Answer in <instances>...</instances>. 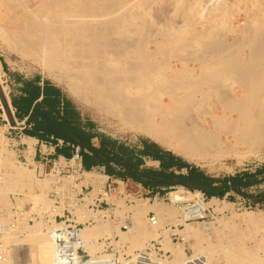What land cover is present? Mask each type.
I'll list each match as a JSON object with an SVG mask.
<instances>
[{
  "label": "bare ground",
  "instance_id": "1",
  "mask_svg": "<svg viewBox=\"0 0 264 264\" xmlns=\"http://www.w3.org/2000/svg\"><path fill=\"white\" fill-rule=\"evenodd\" d=\"M146 1L44 0L38 13L33 14L29 5H26L23 0H0V17H2L0 19V34L8 48L17 51L18 54L26 58H33L36 62L55 68L57 70L55 74L65 78L68 87L92 106L116 117L123 126L141 127L153 134L162 144L174 149L179 155L214 159L221 155L220 147L223 144L221 137L224 134L244 138L256 131H261L260 125L264 121V52L261 49V42L264 44V27L259 26L258 29L255 26L257 30L255 29L254 38L249 45H245V40L241 39H237L238 42H233L237 45V50L245 49L246 46L249 48L248 50L252 51L253 60L250 58L249 63L241 62L244 59L237 54V56L228 58L223 57L210 65L201 63L199 64L200 68L188 67L184 63H186L187 55L192 51V48L199 45L201 47L204 38L216 41V32L219 30L216 32L213 31L214 29L210 30L212 25L208 23L205 32L199 33L197 29L198 33L193 32V25H196L195 17L192 20L194 24L191 25V31L186 28V24L169 27L170 29L165 32L155 30L154 33L161 37L162 41L156 43V47L152 44L157 39L154 42L148 39L155 48L150 49L147 45L149 43L148 34L151 32L148 29L149 26L147 27L145 23V25L141 23L134 25V19L130 15V11L139 5L140 7L145 6L144 16H146V5H149V3L146 4ZM220 1L222 4L218 10L210 11L211 7H204L203 15L200 18L209 20L214 16L220 17L223 13L219 10L226 0ZM211 5L214 6L215 3ZM19 8L28 12L27 19L18 14ZM181 10L180 18L184 17L185 11L187 13L193 11L194 14L196 7ZM193 14H191L192 16L188 15L185 19L188 22L191 21V18L195 16ZM225 18L226 21H230V24L234 21L231 17L229 20L227 17ZM221 19L219 18V22L224 20ZM196 23L198 24V21ZM215 23L217 25L218 20ZM218 26H221V23ZM232 27L234 26H231V29ZM229 31L231 32V30ZM222 34L224 35V33ZM153 38L154 36H152ZM225 41L223 39L224 43ZM217 42L219 43V41ZM220 42L222 41L220 40ZM223 46L226 45L223 44ZM212 47L210 48L216 49L217 46ZM158 57L162 59H158ZM171 57L178 58L182 67H173L170 62ZM215 57L213 56V58ZM198 71L200 74L197 73ZM183 75L187 77H183ZM229 75L235 77H233V81L235 80L234 83L238 85L237 90H228L230 93L225 91L227 85L229 87L230 84L231 88L233 84H227ZM2 76L3 72L0 67V85L3 82ZM261 93L263 94L261 95ZM216 105L219 106V109H215ZM209 107H213V110H210ZM261 132L264 133V131ZM30 149L32 150V146ZM62 161L65 159L62 158ZM23 171L24 166L18 167L15 170L17 177L13 178L4 173L0 178V189L4 184L9 183L11 191L16 192V189L20 187ZM26 172L24 176L30 173L26 174ZM52 175L56 178L55 190L57 191L65 190L63 183L66 179L71 177L76 180L81 176L72 174L61 179L54 173ZM85 175L88 179L80 184H75L74 188L80 190L84 184L88 183L97 189V193L101 192L106 195L103 188L100 189L106 180L104 175L88 173ZM199 197H202L200 193L190 192L184 187H179L176 192L168 194L174 210H157V225L153 226L155 234L149 231L147 226L149 211L156 210L148 199L138 201L132 208V224L128 227V232H123L115 227L114 231L109 232V226L101 223H97L91 228L90 226L82 228L79 235L85 240L86 249L92 255V260L84 264H99L97 262L106 257L99 256L97 258L95 255L96 251L92 244L97 237H105L110 233L114 242L119 243L116 240V237H119L120 241L128 242L132 250L141 248L144 251L147 246L144 243L150 242L153 235L157 236L155 241L166 239L168 233L165 231L164 224L166 221L172 220L177 213L180 215L179 221L186 226L190 225L188 222L192 219L208 216L207 205L199 201ZM65 199L62 197V200ZM120 201L119 204L124 205L123 199ZM217 201L216 198L212 199V202ZM190 202H194L195 206H192ZM55 208L58 210L57 207ZM67 208H70L69 205ZM76 208L71 210H75L74 213L78 214ZM55 210L51 212L52 225L47 224L45 229L41 224L28 225V228L24 227L25 236L22 242L17 239L18 237L8 236L4 244L13 246L11 251L14 253L15 250L17 251L14 248L20 245L28 246L30 248L28 255L33 261L52 264L55 256L54 239L58 236L56 233L60 229L65 230L63 223L54 220L55 215L61 212L57 213ZM109 211L110 209L90 212L91 214L87 215L93 217L95 222L104 218L111 220ZM6 215L11 216V213L6 212ZM84 217L83 214H80V221H83ZM113 222L115 225H121V223ZM168 242L170 243L171 239L168 238ZM179 252H181L180 256L187 255L185 249H180ZM196 256L203 259L206 264V258L201 255Z\"/></svg>",
  "mask_w": 264,
  "mask_h": 264
},
{
  "label": "rangeland",
  "instance_id": "2",
  "mask_svg": "<svg viewBox=\"0 0 264 264\" xmlns=\"http://www.w3.org/2000/svg\"><path fill=\"white\" fill-rule=\"evenodd\" d=\"M23 1L26 5H29L28 7L30 8V11L32 10L33 14L38 13L39 7H41L44 3V0H23ZM147 3H149V5ZM212 3H215V5L214 6L211 5ZM146 4L149 6L147 8L146 5V9H147L146 16H144L145 6L140 7L139 5L138 7H134L130 11V15L134 19V25L141 23L143 25L146 24L147 27L149 26L148 29L151 30V32L148 34L147 40L148 39L151 41L153 40L152 42H154V40L157 39L155 40L156 42H154V44L151 43L153 46L156 45V43H161L162 41V38L159 37L156 33H154L155 30L165 32L166 30H169L173 26L175 27V26H180L181 24L182 25L186 24V28L191 31L192 30L191 25L194 24L192 20H194L195 17L196 20L194 22L197 26L193 25V29L199 30V33L205 32L208 23L209 25H212L210 26V28H212L210 30L214 29L213 31L215 32L216 30L217 31L219 30L218 32H216L217 34L216 41L210 38H204L202 39L203 44L204 43L206 44L209 43V44L203 45L201 43V47L199 45L192 48V51L190 52L191 54L189 53L187 55V58L188 57L189 58L187 59L185 57L187 61L184 64H186V66L188 67L200 68L199 64L201 63L203 64L207 63V65L208 64L210 65L213 64V62L214 63L216 61L218 62L223 57L228 58L229 56H234V55L237 56V54H239L240 58L244 59V60L241 59L243 61L241 60L239 61L243 63H247V62L249 63L250 58L253 57L252 55L253 53H251L252 51L248 50L249 48H247L246 46L245 49L243 48L237 50L238 47L234 43L236 41L238 42L241 39V40H245L246 43L245 45H249L250 41L254 38L256 27H258V29L259 26L264 27V8H263L264 0H249V1L226 0V2L221 6V9L219 10L223 14H221L220 17L214 16L209 20H204L200 18V16L203 15L204 7L206 8L211 7L210 11L218 10L219 9L218 7L222 4L220 0H170V1L154 0L152 2L147 0ZM191 7L194 8L196 7L194 14L192 13L193 11L191 13L189 11L188 13L190 14H188L187 11H185L184 17H181L184 19H181L180 18L181 14H179L182 11L181 9L184 10V9H189ZM17 12L19 15L24 16L26 19L29 17L28 12L23 10L22 8H19ZM187 14L195 15L191 18V21H189L190 23L185 19L188 16ZM224 14L226 15L224 16ZM221 16H223L224 18ZM225 17L228 18L227 20H229V18L231 17V19L233 18L232 20L234 21H232L230 24V21L229 22L226 21ZM219 18H222L224 20L221 19L222 22H219ZM0 19H2V17H0ZM217 20L218 23L216 25L215 22H217ZM197 21L198 24L196 23ZM219 23H221V26H218ZM231 26L234 27H232L231 29ZM194 30L192 31L198 33L197 30L196 31ZM229 30H231V32ZM222 33H224V35ZM235 34L238 35L236 36ZM152 36H154L153 39ZM238 36H240L241 38ZM223 39L224 41L226 40L225 43L223 42ZM220 40L222 42H220ZM217 41H219L220 44ZM150 42L147 44L148 48L155 49L150 44ZM223 44L226 46H223ZM261 44H262L261 49L264 52V44L262 42ZM212 46L215 47L217 46V47L216 49H212L213 48ZM211 52L214 55H212ZM215 54L217 55L216 57ZM200 56L202 57L201 59ZM213 56L215 58H213ZM158 59H162V58L158 57ZM170 62L173 67L176 66L175 68L182 67V63L181 61H179L178 58L176 59L174 57H171ZM0 67L2 68V72H3V76H2L3 82L0 86L3 85L1 87V90L3 94L6 93L8 97V98L6 97V99H7V105H8L7 108L9 113L12 107L10 102V95L11 92L13 91V88L16 86V82L14 79L15 76L32 77L35 75H41L45 79H48L51 82L60 86L64 90V92L73 100V102L79 107V109L84 113V115H86L96 123L97 127L99 128L102 134L109 135L111 137H115L118 139L130 140V141H137L139 139L151 140L155 143H158L163 148L168 149L173 153H175L176 155L184 158L188 162L196 165H200L202 169H204V171L209 176L214 178H224L226 176L236 175L238 173H245V172L256 173L258 170L264 169V133L261 132L264 131V121L260 125L261 131H256L252 134H249L248 136H245L244 138L234 137L230 134L227 136L224 134L221 137V142L223 144L220 147L221 155L218 156L219 158L216 157L214 159H210L209 157L202 158L201 156L188 157L177 154L174 149L162 144L153 134L143 130L141 127H137L134 125L123 126L116 117H112L109 114L105 113L104 111L92 106L90 103L87 102V100H85L77 93L73 92V90H71L68 87V85L66 84L67 82H65V78H62L58 74H55L57 71L55 68L48 67L43 63L36 62L33 58H26L18 54L17 51L8 48L1 34H0ZM50 68L51 70H49ZM169 72L170 70L168 71V73ZM197 73H199V71ZM183 77H187V76L183 75ZM230 77L232 78V80ZM233 77L234 76L229 75V77L227 78V84L233 83L231 85V88H230V84L229 87L227 85V87L225 88V91L227 90V92H229L228 90L230 91L237 90L238 85L234 83L235 80L233 81ZM262 94L263 93H261V95ZM218 105H216L215 109L217 108L219 109ZM209 108L210 110H213V107H209ZM209 108H207V110H209ZM5 139L6 138L4 137V130L3 128H1L0 129V165L2 166V168H4L5 175L11 178L17 177V175H15L16 173L15 170L18 169V167L20 166H24V171L22 173V179H21V182L24 184L20 182L19 185L20 187L16 189V192L11 191L12 188L9 183L4 184L3 187H1L0 189V196H1L0 211L5 210V213L6 212L11 213L10 209L16 207L24 214L22 218H20L21 224H19L17 228L18 231L23 233L22 234L14 233L12 236L18 237L17 239L20 242H22L25 236L24 235L25 229L31 226L32 224L33 225L41 224L44 226V229L46 228L47 224L49 226L52 225L51 212L52 210L56 209L55 207L58 208V210H55L57 211V213L58 211H61L60 213H58L60 216L63 215V210L67 208V205H69L70 207L69 209L77 207L76 209L78 215L89 213V211L87 210L88 205L93 203V200L96 199L98 194L101 192L97 193L96 192L97 189L94 187H93L94 189L91 188L90 184L88 183L82 186L83 190L74 188V185L80 184L82 183V181L87 180L88 178L85 175L86 173L95 174V175H100V174L95 172H84L83 174L78 173L81 174V176L79 175L80 178L78 177L76 180H73L71 177L66 179L63 183L64 185L63 188L70 191L71 193L70 198L72 200L67 203L65 199L61 201V206L55 205L50 193L52 192V190H55V187L57 186L56 178L52 174L47 176L45 175V174H49L50 172L49 169H45V171L42 170L41 172H39L36 171L35 167L33 168L31 166L28 167L27 165H23V163L19 161L20 159H18L17 152L11 150L10 148L5 147V144H3ZM29 143L32 145L33 143H36V140L34 139L29 140ZM30 153H31V156L29 154V159L31 162L30 164H33L32 157L35 156V153L33 152V148ZM38 156H39V152H38ZM44 156L45 154L42 155V159L44 158ZM71 165H75V163H71ZM25 172L26 174L28 172L30 173L24 176ZM71 174H73V172ZM258 177L260 179L262 175ZM105 182L106 180L100 186V189L104 187ZM42 184L45 185L46 187L45 186L43 187ZM178 188L179 187L177 188L175 187L166 190L165 194L158 197L157 199L155 197L144 196L143 198L141 197L140 200L135 199L134 203H127L126 200L119 195L120 191L126 190V186L124 189L121 185V188L118 189L119 192L117 191L118 193H114L112 202L115 204V206L111 207L114 209L110 208L111 220H114L112 213L115 215L116 218L120 217L122 219H126L127 217H129L132 219L133 217L132 208L138 203V201L145 200L147 198L156 209L149 211V213L154 212L156 217H157V210H166V211L174 210V207L168 198V194L172 192H176ZM192 192L195 193L194 191ZM247 193L249 195H255V196L264 195V182L260 183L257 186H253L249 188L247 190ZM204 197L206 198V201H204L202 197H199V201H202L204 204L207 205L208 216H205L204 219L202 220H195L192 222L189 221L188 224L190 225L186 226L183 222L179 221L180 215L179 213H177V215L172 220H168L165 222L164 228L168 234L165 240L161 239V241H158L160 244L157 247H159L160 249L162 248L161 249L162 251L172 252L176 260H182L186 258L187 255L180 256L181 252H179L180 249H185L186 251H189V253L191 254L201 255L202 257L206 258V264H208V262H210V264H259V263L264 264V201L253 204L252 202H250V200L247 197H242L236 194H228L222 199L216 198L218 200L217 202H212V199H214L215 197L208 198L206 195ZM122 199L124 205L121 206L119 203L121 202L120 200ZM191 205L195 206V203L192 202ZM108 209L109 207L106 204H103L102 210H108ZM80 220L81 218H79V221ZM111 220L107 218L99 219L96 221V224L101 223L103 225L105 224L107 227L109 226L108 227L109 232L112 230L114 231L115 228L121 230L120 227L122 225L120 226L115 225L114 222ZM60 221L61 220H58V223ZM96 224H94L93 226H95ZM180 225L181 227H178ZM93 226H90V228ZM147 226H148V230L155 234V227L151 226L149 224V221L147 223ZM173 226H175L176 228H174ZM121 231L128 232L126 230H121ZM171 234H174L176 239L173 242L171 240V242L169 243L168 238L171 239ZM155 238L157 239V236L153 235V238L149 240L150 242L144 243V245H147L145 249H147L151 241H155ZM95 240L96 241L93 243L94 245L92 244V247L96 251L95 255L97 258H99V256L97 255L111 256L114 254L117 255L131 254V253L133 254V252L137 253L142 251L141 248H136L132 250L131 245L128 242L124 243L120 241L119 237H116V240L119 241V243L114 242L110 236V233H108V236L97 237L95 238ZM24 246L20 245L14 248V250L17 249L18 252L15 250V253L14 252L13 253L21 258L26 257L27 259H30L31 256L28 255L30 254V252H28L30 251V248H28V246L25 247ZM91 260H89L88 262H90Z\"/></svg>",
  "mask_w": 264,
  "mask_h": 264
},
{
  "label": "built area",
  "instance_id": "3",
  "mask_svg": "<svg viewBox=\"0 0 264 264\" xmlns=\"http://www.w3.org/2000/svg\"><path fill=\"white\" fill-rule=\"evenodd\" d=\"M2 86H0L1 88ZM2 91V90H1ZM3 97L5 98L7 102V95L6 93L3 94ZM8 98V97H7ZM8 107V106H7ZM11 114V115H10ZM17 124L16 118H15V112L13 108L11 107L10 113L6 106L4 105L1 96H0V129L3 128L4 130V137L6 138L4 141L5 147L10 148L11 150L17 152L18 159L23 163V165H27L28 167H35L36 171L41 172L42 170L45 171V169H49V174L52 173L56 174L59 178L69 177L73 174L78 173H84L85 170L82 165V156L80 155V152L77 150L73 156L70 159H65V161H62L61 157H56L55 152L52 151L53 144L52 143H42L45 147V156L42 159V157H32V163L30 164L29 155L26 156V151L29 150V146L26 144H22V140L24 138L23 133L16 132L17 129H21L23 131L22 127H16L15 124ZM62 142H59V145H62ZM25 146V148L23 147ZM71 163H75V165H71ZM4 174V168L0 165V178ZM81 175V174H78ZM118 184L114 180L106 181L103 187V190L106 192V195L104 193H99L97 198L94 200L93 203L88 205L87 210L90 212H97V211H104L103 204H106L109 209L115 204L112 202L114 193H118ZM91 188L93 186L90 185ZM186 190L195 193H200L202 196V199L206 201V198L204 197L205 194L198 190H190L189 188L184 187ZM94 189V188H93ZM83 190V187H82ZM118 191V192H117ZM82 194V193H81ZM51 197L53 198L55 205H60V201L62 200V197H66V202H70L72 199L70 198V191L69 190H63V191H57L52 190L50 193ZM119 195L123 197V199L126 200L127 203H134L135 199H140L143 196L138 195L135 196L132 193H127L126 190H123L122 192H119ZM156 199L158 197H155ZM110 202V203H109ZM108 209V210H109ZM114 209V208H111ZM111 209L109 212H111ZM11 216L6 215L5 210L0 212V264H41L37 261H33L32 258L27 259L26 257L21 258L19 256H16L12 250L11 245H5L6 237L12 236L14 233L20 234V231H16L20 223V218L24 215L22 211H20L18 208L13 207L10 209ZM75 210H71L69 208L63 210V215L57 214L55 216V221L58 222V220H61L59 223H63L65 230H59L56 234L58 235L55 237V250H54V262L52 264H84L87 263L89 260H91L92 255L88 252L85 246V240L80 237V231L82 228L86 226H93L96 224L93 217L83 214L85 217L83 218V221H79V215L74 213ZM113 218L116 223H121V230H129V226L132 222V219L127 217L126 219H122L120 217H115V215L112 213ZM149 216V224L151 226L157 225V219L154 212H150L148 214ZM204 218H196L193 220H190V222L195 220H202ZM176 228L175 226H173ZM178 227H181L178 226ZM172 229V227H171ZM22 234V233H21ZM175 235L171 234V240L172 242L175 240ZM160 243L158 241H151L150 245L147 247L146 250L140 251L133 254H122V255H97V256H106L104 260H100V262H97L99 264H205L203 259H201L199 256H196L194 254L189 253V251H186L187 256L185 259L182 260H176L175 256L172 252H166L162 251L159 247H157ZM158 250V251H156ZM11 251V252H10ZM85 254V255H84Z\"/></svg>",
  "mask_w": 264,
  "mask_h": 264
},
{
  "label": "crops",
  "instance_id": "4",
  "mask_svg": "<svg viewBox=\"0 0 264 264\" xmlns=\"http://www.w3.org/2000/svg\"><path fill=\"white\" fill-rule=\"evenodd\" d=\"M14 79L16 82V86L11 92L10 102L15 112V118L17 121V124H14L16 127L19 126L23 128V131H21V129H17L16 132L23 133L24 138L22 140V144H26L29 146V151H26V156H28L29 154L31 156L30 148L32 146L35 157L40 158L46 150L42 143H52L54 147L51 150L55 152L56 157L70 159L77 150L80 152L79 145L72 144V142L66 143L64 141L67 138L72 141V137L74 135L73 130L77 129V132L85 131L92 135L95 133L101 134L96 123L92 119L84 115V113L73 102V100L57 84L51 82L48 79H45L41 75H35L32 77L15 76ZM59 129L60 132L58 131ZM112 138L115 140L124 141L126 145L130 147V149H134L138 153L144 149L146 144H156L160 147L164 155H167V153H171L177 158H181L183 162L190 165H195L196 167L204 171V169H202L200 165L188 162L184 158L176 155L168 149L163 148L161 145L151 140L139 139L137 141H130L118 139L115 137ZM32 139L36 140V143H33L31 145L29 143V140ZM59 142H62L63 144L59 145ZM90 146L95 149H99L101 147L100 139L98 137L92 138L90 141ZM23 147L25 148L24 145ZM140 157L143 159L141 169H161L160 161L152 160L151 158L145 157L143 155H141ZM113 169L116 172L121 171V167L119 166H114ZM173 169L177 170L176 167H173L172 170ZM90 172L104 175L106 181L114 180L116 184H118V188H121L122 185V187L125 189L126 183L121 179L106 175L104 167L97 166ZM183 172H186V169H184ZM176 173H178V171H176ZM138 188L140 190V195L143 197L162 196L159 191L155 192L153 188H144L141 184H138ZM165 190V188L162 189V191Z\"/></svg>",
  "mask_w": 264,
  "mask_h": 264
},
{
  "label": "trees",
  "instance_id": "5",
  "mask_svg": "<svg viewBox=\"0 0 264 264\" xmlns=\"http://www.w3.org/2000/svg\"><path fill=\"white\" fill-rule=\"evenodd\" d=\"M66 121V118H65ZM66 130V129H64ZM73 130V129H72ZM60 132V129L58 130ZM74 131L72 141L67 138L64 141L80 146L82 165L85 171H92L100 166L105 168V174L126 183V192L135 196L140 195L138 184L144 188H153L162 195L171 187H186L190 190L203 192L208 198H224L228 194H236L247 197L253 204L264 201V195H249L247 190L264 182V169L256 173L245 172L224 178L209 176L195 165H190L171 153L164 155L156 144H146L141 152L130 149L124 141L115 140L105 134H90L85 131ZM98 137L101 147L95 149L90 146L92 138ZM141 155L161 162L160 170L141 169L143 159ZM66 156V154H65ZM121 167L116 172L113 167ZM176 167L177 170H172ZM186 169V172L183 170ZM178 171V173H176ZM262 175L259 179L258 176ZM165 188V191L162 189Z\"/></svg>",
  "mask_w": 264,
  "mask_h": 264
},
{
  "label": "water",
  "instance_id": "6",
  "mask_svg": "<svg viewBox=\"0 0 264 264\" xmlns=\"http://www.w3.org/2000/svg\"><path fill=\"white\" fill-rule=\"evenodd\" d=\"M0 96H1V99H2V101H3V103H4V105L6 106V108H7V102H6V100H5V98L3 97V95H2V91H1V88H0ZM8 109V108H7Z\"/></svg>",
  "mask_w": 264,
  "mask_h": 264
}]
</instances>
